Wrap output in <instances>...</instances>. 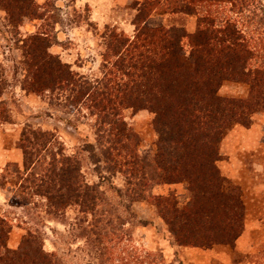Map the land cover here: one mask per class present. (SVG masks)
Listing matches in <instances>:
<instances>
[{
    "label": "rangeland",
    "instance_id": "rangeland-1",
    "mask_svg": "<svg viewBox=\"0 0 264 264\" xmlns=\"http://www.w3.org/2000/svg\"><path fill=\"white\" fill-rule=\"evenodd\" d=\"M134 1L34 0L38 12L21 16L16 27L10 23L5 1L0 0L2 264L7 263L6 251L26 264H38L44 256L58 264H264V93L251 99L250 83L264 66V0L250 6L251 12L258 6L257 17L241 0L220 7L208 4L215 30L230 24L253 55L249 62L216 66L223 58L206 62L202 79L193 74L191 56L190 37L198 30V16L155 11L140 27L164 29L169 38L182 39L188 82L202 80L224 101L258 105L247 113L246 124L234 123L225 131L216 163L220 180L206 173L207 161L198 159V152L160 136L152 111L125 107L121 116L126 132L134 138L131 149L142 160L147 158L150 166L139 170L140 197L134 196V181L114 171V166L96 164L86 151L87 142L97 145L96 130L106 126L98 114L91 117L88 111L81 112L67 102L65 94L34 93L27 82L31 71L23 65L20 40L37 34L53 39L50 53L73 74L90 82L103 80L113 30L133 42L140 32L134 24L138 15ZM147 64L148 68L153 65L152 61ZM183 100L179 99L182 105ZM27 129L52 139L48 146L46 140L37 141L39 149L30 169L24 167L21 148ZM186 150L187 160L180 162ZM41 154L47 162L56 155L64 167L66 158L80 161L84 181L100 194L92 209L75 196L57 200V207L50 208L51 201L37 186L28 184L33 175L43 176ZM161 165L177 167V177L160 175ZM143 173L147 176L142 180ZM41 182L46 183L37 185Z\"/></svg>",
    "mask_w": 264,
    "mask_h": 264
},
{
    "label": "trees",
    "instance_id": "trees-1",
    "mask_svg": "<svg viewBox=\"0 0 264 264\" xmlns=\"http://www.w3.org/2000/svg\"><path fill=\"white\" fill-rule=\"evenodd\" d=\"M4 1L10 23L16 27L20 25L21 16L29 17L38 12L34 0ZM235 1L136 0L133 3V9L138 12V15L134 24L140 29L155 11H162L169 15L198 16V30L190 37L193 47L191 56L193 74L197 75L196 78L202 79L201 70L206 62L211 64L222 58L224 62L218 61L214 66L221 62H249L250 54L253 55V49L240 42V36L233 30V26L227 23V26L216 31V21L214 17L208 15V4L220 7L222 4L230 2L233 4ZM254 1L241 0V5L247 6L251 15L253 13L257 17L258 6L255 7L254 12H251L250 7L255 6ZM261 26L264 27V25ZM113 32L110 37L112 44L108 48L107 61L104 64L105 77L96 82H90L84 77L73 74L66 64L54 57L50 53L54 44L53 39L37 34L20 40L23 44L21 48L25 60L23 65L31 71L27 82L33 92L37 94L51 92L58 96L65 94L67 102H71L73 107L76 105L77 108L80 107L81 112L88 111L91 117L98 114L103 121L102 124L106 126L96 130L97 145L87 142L86 151L96 164L103 162L110 167L114 166V171L123 173L128 179L134 181L132 192L136 197H140L137 190L141 185L139 170L143 171L142 168L147 169L150 166L147 158L142 160L139 154H136L137 150L131 149V141L134 138L126 132V125L121 116L122 109L125 107L135 110L147 108L152 111L156 115L154 126L160 136L166 137L165 140L179 144L187 150L198 152L197 158L207 161L206 173L210 171L214 179L220 180L216 163L219 160L218 145L225 131L234 123L246 124L247 113L253 108L257 109L258 105L249 107L252 104L248 101L245 103L235 100L224 101L217 98L215 92H212L207 83H203L202 80L195 79L188 82L184 73L189 69L186 68L187 65L182 57L184 49L180 37L169 38L164 29H152L145 25L140 29L134 42L127 37L119 36L115 30ZM164 37L169 39L164 41ZM181 37L185 38L184 35ZM209 48L214 53H210ZM148 61L153 63L149 68ZM250 83L252 85L251 99L264 93V66L258 70ZM182 98L185 101L184 105L179 102ZM102 132L103 134L98 136ZM38 140H46V146L52 143V139H48L46 133L24 130L21 148L25 155L26 169H30L35 163L34 153L39 149ZM187 150L180 156V162L187 160L189 155ZM42 157L41 154L43 160ZM56 158L55 155L50 162L43 160L42 178L39 179L37 175H33L28 184L40 189L41 195L51 201L52 209L56 206L57 200L74 196L80 199L81 205L92 209L99 200L100 194L96 186L92 187L84 181L80 161L66 158L68 165L64 167ZM158 168L162 170L160 175L177 177V167L168 169L165 165H161ZM145 176L147 175L143 173L142 180ZM39 181H46V183L41 182L37 185ZM10 253L13 252H8L6 255V251L4 255V262H7L5 264H26L23 258L17 261ZM39 260L41 261L38 264H58L53 262L55 260L53 257L44 256Z\"/></svg>",
    "mask_w": 264,
    "mask_h": 264
}]
</instances>
